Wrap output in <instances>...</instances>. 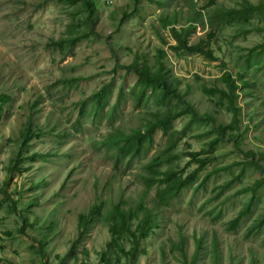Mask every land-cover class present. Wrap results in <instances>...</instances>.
I'll use <instances>...</instances> for the list:
<instances>
[{
	"label": "rangeland",
	"instance_id": "1",
	"mask_svg": "<svg viewBox=\"0 0 264 264\" xmlns=\"http://www.w3.org/2000/svg\"><path fill=\"white\" fill-rule=\"evenodd\" d=\"M246 1L263 0H138L135 8H127L134 0H98L94 32L80 35L79 3L0 0V188L9 195L0 194V264H41V239L51 264H264V182L250 189L264 177L254 163L264 164V17L253 10L226 21L219 13ZM190 25L189 42L208 41L213 58L171 48L177 43L171 27ZM70 37L76 41L70 44ZM158 49L166 52L161 62L169 80L178 81L198 118L186 110L171 121L175 143L157 128L147 149L131 158L108 147L106 137L144 130L170 107H185L150 89L138 98L139 76L126 66L139 58L155 70ZM226 73L238 84L237 110L219 90H228ZM106 83L108 102L94 109L92 96ZM30 121L26 145L22 131ZM220 124L239 134L238 145L226 138L211 143ZM155 157L159 165L152 169ZM204 157L209 160L199 167ZM158 169L195 174L164 203L163 185L147 178L160 177ZM141 199L160 207L158 225L140 239L134 259L121 251L117 260L105 212ZM30 200L36 201L25 207ZM248 201L250 211L231 228ZM96 203L100 211L81 228L80 215ZM142 217H133V229ZM119 243L131 250L132 236L123 233Z\"/></svg>",
	"mask_w": 264,
	"mask_h": 264
},
{
	"label": "trees",
	"instance_id": "2",
	"mask_svg": "<svg viewBox=\"0 0 264 264\" xmlns=\"http://www.w3.org/2000/svg\"><path fill=\"white\" fill-rule=\"evenodd\" d=\"M71 3H79V9L83 11V24L85 25V29L83 31H80L78 34L87 35L89 32H94V21L95 17L99 13V3L98 0H64ZM138 0H134L133 3L129 4L127 8H135ZM246 4L242 6L240 9H229V10H221L219 13H221L220 17H222L223 20L230 19H244L246 18L247 14L252 12L253 10L259 12L264 17V0L260 2L258 5L250 4L248 1L245 2ZM129 12L127 10H124L123 15L128 16ZM195 30V25H190L183 27L182 29H177L174 26L171 27V34L173 38L176 40L175 45H171L172 49H183L186 51L191 52H200L204 54L206 57L213 58V51L208 46V41L201 39L198 42L190 43L188 40V36ZM79 35V37H80ZM77 37V36H76ZM76 37H70V44L74 43L76 41ZM158 56V64L155 70H153L146 62L140 63L139 58L135 59L134 62L127 65L126 68L128 71H134L139 77L138 81L135 84V87L138 89V98L141 99L144 97L146 91L148 89L151 90L152 93L156 95V98L160 99V97H168L171 99L177 98L179 102L184 104L183 109H176L170 107L167 109L163 115L158 116L156 115V118L153 120H148L147 124L145 125V129L142 128H135L130 133H121V132H113L112 134H109L106 137L105 144H107L108 147L113 146L117 152H121L123 155L130 154V157L133 158L134 156L139 155L143 150L147 149V146L145 145V142H149L151 139L152 133L157 129L160 128L162 132L165 135H169V141L171 143H175L177 139V131H169L170 130V124L171 121L178 116L185 113L186 110H189L192 112V118L197 119V113L193 108V105L189 103L183 96V92L178 89V86L176 83L178 81L176 79L169 80V70L165 68V65L163 62H161V57L166 55L165 50L158 49L157 51ZM225 81L227 82L228 90H221V92L224 95H227L229 97V102L231 107L234 110H237V108L234 106L233 101V89L238 85L235 82L234 78H231L229 73H226L224 77ZM242 84H246L242 80ZM218 89V87H216ZM110 89H109V83L104 84L98 91L94 93L92 96L94 109H100L101 105H104L108 102ZM122 95V92H121ZM1 97L3 100L7 99L6 94H1ZM1 104H0V113H1ZM99 111V110H98ZM209 117V116H208ZM212 119L211 117H209ZM236 121L234 124H232V127H236ZM232 128V129H233ZM218 131V135L212 139V144L217 143L223 139H233L236 141V145H238V137L239 134H236L233 131L228 132L227 126L225 125H218V128L216 129ZM32 131V122H28L24 130L22 131V143H26L28 145L30 134ZM183 134L184 132H180ZM252 153V152H251ZM39 152H34L33 155L37 156L40 155ZM42 155H44L42 153ZM18 158L20 159L23 157L22 152H18ZM200 166H203L209 158H198ZM257 167L264 170V164H260L259 162H254ZM150 167L154 169L157 165H159V157H155L150 162ZM161 174L160 177H155L153 175H148V179L155 180L156 183H159L163 185V187L160 189L158 196L160 198V202L168 203L169 200H171L173 197H175L179 192L189 184L190 180L193 178V175L195 173L190 174L191 176H187L186 178H182L181 176H178L173 170H157ZM43 179L41 178L40 181ZM264 182V177L261 179H258L256 181V184L252 185L250 189L254 193L256 188L260 186ZM38 185V181L33 184V187ZM0 194L4 197L9 198V195L6 193L4 188H0ZM253 200V198H252ZM36 200H30L27 201L25 204V207L30 206L33 204ZM157 201V200H156ZM158 202V201H157ZM158 202V203H160ZM120 203V202H119ZM119 203H114L111 205V208H107L105 212V220L107 221L109 227L111 228L113 238L112 241L109 243L110 248H117L118 250L115 252L116 259L119 260V252L123 251V253L128 257V259H134L136 249L139 245L140 239H142L145 236H148L152 229L158 225L159 219L158 214L160 213V207L157 205H154L155 207L150 208L147 206V202L143 199L139 200L136 205H130L128 207L121 206ZM101 206L99 204H94V206L91 208V211L88 214H81L79 217V226L81 228L85 227L87 225V222L90 221V217L95 214V211H100ZM251 208V201H248V203L244 206V208L238 213V215L233 218V220L230 223L231 228H235L242 217L248 214ZM155 209V210H154ZM139 213H143V217L141 220L137 223L136 227L132 228V219L133 217L137 218ZM263 222V220L260 221V224ZM24 230V227H23ZM123 233H129L132 236L133 246L131 250H124V246H121L119 243V239L122 236ZM46 240H37L38 249L40 253V262L41 264H51L48 257H47V249L45 245ZM182 243L180 245V248L182 249ZM201 249V240L197 241V248L194 253L193 258H196L199 251ZM107 252V251H106ZM185 256V253H183ZM104 259H106L109 262V257L107 256V253H104L102 256Z\"/></svg>",
	"mask_w": 264,
	"mask_h": 264
}]
</instances>
